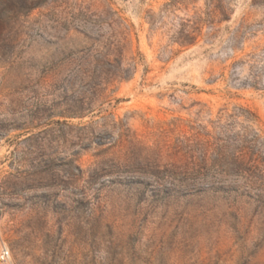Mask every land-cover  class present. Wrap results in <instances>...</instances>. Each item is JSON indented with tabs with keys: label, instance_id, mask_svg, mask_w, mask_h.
I'll return each mask as SVG.
<instances>
[{
	"label": "rangeland",
	"instance_id": "1",
	"mask_svg": "<svg viewBox=\"0 0 264 264\" xmlns=\"http://www.w3.org/2000/svg\"><path fill=\"white\" fill-rule=\"evenodd\" d=\"M54 1L0 26L12 264H264L249 182L156 172L198 135L264 160V0Z\"/></svg>",
	"mask_w": 264,
	"mask_h": 264
},
{
	"label": "trees",
	"instance_id": "2",
	"mask_svg": "<svg viewBox=\"0 0 264 264\" xmlns=\"http://www.w3.org/2000/svg\"><path fill=\"white\" fill-rule=\"evenodd\" d=\"M47 2L48 0H0V6L5 12L4 16L0 15V26L5 25L6 20L9 22L17 18L21 12L31 13L34 9L46 5ZM54 2L56 8L59 0ZM103 79L108 80L107 77ZM95 86L98 91L101 83H96ZM246 118L250 120V117ZM121 137L123 139L121 142H123L128 140L130 135L123 133ZM258 137V133L249 137L235 135L227 143L211 142V140L202 139L199 135L186 137L180 140L170 153V156L176 160L165 164L158 163L156 172L164 177L177 180L181 184H196L213 168L218 169L237 179L242 178L249 182V186L256 190L258 200L264 202L261 198L264 194V160L260 159V156L256 157V153L252 151ZM129 140L134 145V140ZM214 155L217 156V160L214 164H210L211 157ZM78 170L83 173L81 168L78 167Z\"/></svg>",
	"mask_w": 264,
	"mask_h": 264
},
{
	"label": "built area",
	"instance_id": "3",
	"mask_svg": "<svg viewBox=\"0 0 264 264\" xmlns=\"http://www.w3.org/2000/svg\"><path fill=\"white\" fill-rule=\"evenodd\" d=\"M13 255L10 247L0 240V264H12Z\"/></svg>",
	"mask_w": 264,
	"mask_h": 264
}]
</instances>
